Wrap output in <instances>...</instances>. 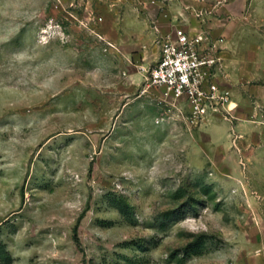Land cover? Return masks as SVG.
<instances>
[{"label":"rangeland","instance_id":"rangeland-1","mask_svg":"<svg viewBox=\"0 0 264 264\" xmlns=\"http://www.w3.org/2000/svg\"><path fill=\"white\" fill-rule=\"evenodd\" d=\"M180 22L235 101L198 125L147 79ZM0 264H264V0H0Z\"/></svg>","mask_w":264,"mask_h":264},{"label":"built area","instance_id":"built-area-1","mask_svg":"<svg viewBox=\"0 0 264 264\" xmlns=\"http://www.w3.org/2000/svg\"><path fill=\"white\" fill-rule=\"evenodd\" d=\"M193 9L197 16L203 13ZM220 65L218 43L204 30L180 22L160 39V53L147 79L164 99L178 103L188 125H198L235 107L231 89L220 81Z\"/></svg>","mask_w":264,"mask_h":264},{"label":"crops","instance_id":"crops-1","mask_svg":"<svg viewBox=\"0 0 264 264\" xmlns=\"http://www.w3.org/2000/svg\"><path fill=\"white\" fill-rule=\"evenodd\" d=\"M220 78V77H219ZM220 81H221V79H220ZM222 82V81H221ZM233 101H234V99H233ZM233 103H235V101L233 102Z\"/></svg>","mask_w":264,"mask_h":264},{"label":"bare ground","instance_id":"bare-ground-1","mask_svg":"<svg viewBox=\"0 0 264 264\" xmlns=\"http://www.w3.org/2000/svg\"><path fill=\"white\" fill-rule=\"evenodd\" d=\"M233 105H235V104H233Z\"/></svg>","mask_w":264,"mask_h":264}]
</instances>
